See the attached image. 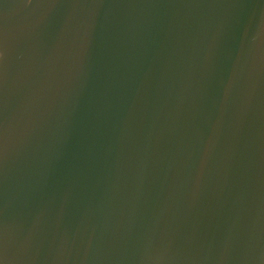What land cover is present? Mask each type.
Here are the masks:
<instances>
[{"label":"water","instance_id":"water-1","mask_svg":"<svg viewBox=\"0 0 264 264\" xmlns=\"http://www.w3.org/2000/svg\"><path fill=\"white\" fill-rule=\"evenodd\" d=\"M0 264H264V0H0Z\"/></svg>","mask_w":264,"mask_h":264}]
</instances>
